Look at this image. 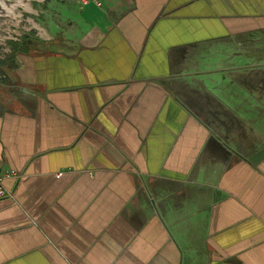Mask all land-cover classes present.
Segmentation results:
<instances>
[{
	"label": "crops",
	"instance_id": "1",
	"mask_svg": "<svg viewBox=\"0 0 264 264\" xmlns=\"http://www.w3.org/2000/svg\"><path fill=\"white\" fill-rule=\"evenodd\" d=\"M103 1L0 62V264H264V0Z\"/></svg>",
	"mask_w": 264,
	"mask_h": 264
},
{
	"label": "rangeland",
	"instance_id": "2",
	"mask_svg": "<svg viewBox=\"0 0 264 264\" xmlns=\"http://www.w3.org/2000/svg\"><path fill=\"white\" fill-rule=\"evenodd\" d=\"M55 5L56 0L3 1V6L0 5V62L10 56V51L28 46L32 37L36 40L45 32L59 29L61 24H51L50 19L83 16L82 12H64Z\"/></svg>",
	"mask_w": 264,
	"mask_h": 264
},
{
	"label": "built area",
	"instance_id": "3",
	"mask_svg": "<svg viewBox=\"0 0 264 264\" xmlns=\"http://www.w3.org/2000/svg\"><path fill=\"white\" fill-rule=\"evenodd\" d=\"M81 5L86 6L90 3H98V0H80ZM63 173H59L58 176H62ZM22 177V174L16 170H6L4 173H0V200L1 199H8V198H13L12 194L6 189L4 186L3 181L5 179H20Z\"/></svg>",
	"mask_w": 264,
	"mask_h": 264
},
{
	"label": "bare ground",
	"instance_id": "4",
	"mask_svg": "<svg viewBox=\"0 0 264 264\" xmlns=\"http://www.w3.org/2000/svg\"><path fill=\"white\" fill-rule=\"evenodd\" d=\"M3 1H4V0H0V5H1V6H3Z\"/></svg>",
	"mask_w": 264,
	"mask_h": 264
}]
</instances>
